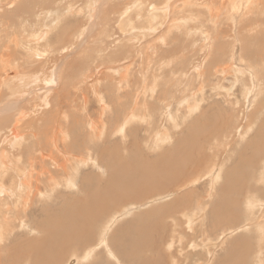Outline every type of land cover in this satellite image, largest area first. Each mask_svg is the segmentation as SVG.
<instances>
[{
	"label": "rangeland",
	"instance_id": "374dc122",
	"mask_svg": "<svg viewBox=\"0 0 264 264\" xmlns=\"http://www.w3.org/2000/svg\"><path fill=\"white\" fill-rule=\"evenodd\" d=\"M141 1L0 0V100L5 101L13 94L20 101L19 107L10 109L8 118L0 119V126L5 127L17 119L19 109L27 113L21 118L20 131L25 137L24 141L21 139L24 143L19 141L21 146L3 140L2 133L8 130L0 129V158L13 163L7 166L0 163V182L11 191L6 193L0 189L3 201L0 207L4 212H0V227H3L0 229V264H207L208 261V264H264V0H253V3L241 0L245 2L242 5L240 0H225L226 4L224 0H215L219 3L213 0ZM231 1L236 12L231 11ZM187 2H192V6ZM123 3H126L124 7ZM140 5L141 9L137 8ZM154 5L156 7L151 9ZM192 7L198 8L197 11L201 9V13L196 11L199 13L196 18L192 16L193 12L196 15ZM211 7L214 10L211 11ZM164 8H168V14L166 9L163 12ZM138 9L145 11L143 17ZM206 10L209 14L204 13ZM147 11L150 17L145 16ZM121 12L124 14L120 15ZM202 12L204 17L200 20ZM126 13L132 16L129 14L130 18L126 19ZM154 16L157 19L161 16V20ZM145 17H149V21H145ZM171 19L180 22V26ZM127 20L129 24L137 20L138 23H132L130 28L128 23L122 22ZM183 21L190 23L187 29ZM207 21L213 22L216 30L209 29L212 23L208 25ZM142 22L144 25L148 22L149 27L146 24V29ZM123 24L128 26L123 27L125 34L120 31ZM208 30L211 34H207ZM131 33L135 39L126 37ZM162 33L166 35L161 36ZM193 34L196 36H191ZM203 34L206 36L202 37ZM203 39L208 40V46ZM175 40L179 45L184 42L187 49ZM127 45L132 46L131 49ZM41 51L51 54L47 60L34 56ZM172 53H175L174 58ZM230 59L234 61L231 63ZM25 60L30 62L22 67ZM53 63L58 64L56 71L50 70ZM13 71L18 73L15 77ZM49 75L55 79L54 83L45 84ZM22 76L28 78L20 79ZM8 77L11 80L5 82ZM135 104L136 110L133 109ZM116 124L122 128L116 129L119 126ZM93 144L99 150L80 165L73 185L69 181L64 183L62 169L55 160H45L44 164L53 177L60 178L58 186L55 180L52 182L40 174L41 166L31 167L29 163V158L42 147L47 154L52 151L58 155L60 158L56 160L65 161L70 170L73 165L70 161L77 160L81 153L88 156ZM64 145L74 155L70 152L64 155ZM16 148L22 159L18 160L13 154L18 151ZM22 170L28 171L27 179L32 174L29 186L25 185L28 180L21 179ZM37 177L40 182L36 191L32 186ZM15 194L19 200L13 198ZM251 196L253 200H249ZM95 197L96 202L92 201ZM5 201L12 203L11 207ZM17 201L22 203V208L26 207L25 211ZM175 222L180 223L176 226ZM55 227L63 234L62 239L54 243L55 248L48 253L46 239L57 240Z\"/></svg>",
	"mask_w": 264,
	"mask_h": 264
},
{
	"label": "bare ground",
	"instance_id": "6f19581e",
	"mask_svg": "<svg viewBox=\"0 0 264 264\" xmlns=\"http://www.w3.org/2000/svg\"><path fill=\"white\" fill-rule=\"evenodd\" d=\"M9 1H10V0H9ZM50 1H51V0H50ZM140 1H141V0H140ZM152 1H153V0H152ZM169 1H171V0H169ZM191 1H192V0H191ZM219 1H220V0H219ZM221 1H223V0H221ZM240 1H241V0H240ZM249 1H250V0H249ZM43 2H44V1H43ZM59 2H60V1H59ZM105 2H106V1H105ZM133 2H134V1H133ZM147 2H148V0H147ZM147 2H146L147 5H151V4H148ZM149 2H150V1H149ZM163 2H165V1H163ZM172 2H173V1H172ZM180 2H181V1H180ZM213 2H218V1L213 0ZM223 2H224L225 4L227 3L225 0H224ZM242 2H243V1H241V5H242ZM251 2L253 3V0H251ZM36 3H37V2H36ZM56 3H57V2H56ZM127 3H128V2H127ZM141 3H142V5H143V2H142V1H141ZM155 3H156V2H155ZM168 3H169V2L167 1V4H168ZM188 3H189L190 5L192 4V2H191V3H190V2H187V4H188ZM210 3H212V2H210ZM218 3H219V2H218ZM244 3H245V2H243V4H244ZM10 4H11V3H10ZM66 4H67V3H66ZM124 4H126V3H123V7H124ZM131 4H132V3H131ZM153 4H154V3H153ZM158 4H159V3H158ZM162 4H163V3H162ZM162 4H160V5H162ZM184 4H186V3H184ZM187 4H186V5H187ZM212 4H213V3H212ZM229 4L231 5V4H232V1H231V3H229ZM235 4H236V3H234V5H235ZM7 5H8V4H7ZM133 5H134V4H133ZM142 5H140V7L138 6L137 8H140V9H141V6H142ZM163 5H165V4H163ZM209 5H210V4H209ZM230 5H229V6H230ZM239 5H240V4H239ZM246 5H247V4H246ZM254 5H255V4H254ZM23 6H24V5H23ZM62 6H63V5H62ZM62 6H61V7H62ZM128 6H130V5H128ZM171 6H172V5H171ZM182 6H183V5H182ZM191 6H192V5H191ZM219 6H220V5H219ZM222 6H223V5H222ZM225 6H228V5H225ZM225 6H224V9H223V10H225ZM231 6H232V10H231V11H233V12L235 11V12H236L237 9L235 8V6H234V7H233V5H231ZM243 6H245V5H243ZM243 6H242V7H243ZM36 7H37V6H36ZM132 7H133V6H132ZM147 7H148V6H147ZM153 7L155 8L156 5L152 6L151 9H154ZM174 7H175V5H174ZM174 7H173V8H174ZM185 7H187V6H185ZM236 7H238V9H239L238 4H237ZM257 7H260V6H257ZM67 8H68V7H67ZM126 8H127V5H126ZM135 8H136V7L134 6V9H135ZM157 8H159V7H157ZM162 8H163V7H162ZM171 8H172V7H171ZM183 8H184V7H183ZM192 8H193V7H192ZM192 8H187V9H192ZM216 8H217V6H216ZM247 8H248V6H247ZM247 8H246V10H247ZM24 9H25V8H24ZM60 9H61V8H60ZM118 9H120V8L118 7ZM118 9L116 8L115 10L117 11ZM131 9H132V8H130V10H131ZM140 9H138V10L142 13L143 10L141 11ZM142 9H143V8H142ZM151 9H150L149 11H152ZM165 9H166V8L162 9L163 12L165 11ZM177 9H178V8H177ZM177 9H176V10H177ZM193 9H194V10L196 9V10H195V14H196V11L198 10V8H195V7H194ZM199 9H200V8H199ZM203 9H204V8H203ZM212 9H213V7H211V11H212ZM218 9H219V7H218ZM220 9H222V8H220ZM226 9H229V7L226 8ZM230 9H231V8H230ZM240 9H241V7H240ZM242 9H243V8H242ZM249 9H250V8H249ZM259 9H260V8H259ZM28 10H29V9H28ZM64 10H65V9H64ZM67 10H68V9H67ZM124 10H125V9H124ZM136 10H137V9H136ZM155 10H156V12H158V11H157L158 9H155ZM159 10H161V9H159ZM162 10H161V11H162ZM167 10H168V8L166 9V11H167ZM171 10H172V9H171ZM204 10H205V9H204ZM213 10H214V9H213ZM215 10H216V9H215ZM246 10H245V11H246ZM52 11H53V10H52ZM118 11H119V10H118ZM125 11H126V10H125ZM132 11H133V13H134V10H132ZM153 11H154V10H153ZM153 11H152V14H156V15H157V13H155V12L153 13ZM172 11H173V10H172ZM207 11H208V10H206L204 13H205V14H206V13L209 14V13H208L209 11H208V12H207ZM225 11H226V10H225ZM240 11H241V10H240ZM136 12H137V11H135V14H139V13H136ZM144 12H145V11H144ZM144 12H143V13H144ZM159 12H160V11H159ZM173 12H174V11H173ZM197 12L201 13V9H200L199 11H197ZM226 12H227V11H226ZM32 13H33V12H32ZM143 13H142V15H141L142 17H143ZM165 13H166V12H165ZM170 13H171V12H170ZM199 13H197V14L199 15ZM238 13H239V12H238ZM121 14H122V12L120 13V15H121ZM123 14H124V12H123ZM123 14H122V15H123ZM129 14H131V13H128V15H127V13H126V15H125L124 17H125L126 19H129L130 16H132V14H131L130 16H129ZM144 14H145V13H144ZM149 14H150V12L148 13V11H147V14H146L145 16H147V15L149 16ZM158 14H160V13H158ZM163 14H164V13H162V15H163ZM166 14H168V11H167ZM172 14H173V13H172ZM175 14H176V13H175ZM191 14H192V13H191ZM191 14H190V17L195 16V18H196V16H198L197 14L194 15V12H193V15H192V16H191ZM202 14H203V12H202ZM211 14H212V12H211ZM211 14H210V16H211ZM213 14H214V12H213ZM213 14H212V15H213ZM236 14H237V13H236ZM242 14H243V13H242ZM242 14H241V15H242ZM262 14H263V13H262ZM262 14H261V15H262ZM162 15H161V16H162ZM164 15H165V14H164ZM176 15H177V14H176ZM220 15H221V13H220ZM222 15H223V14H222ZM222 15H221V16H222ZM238 15H240V14H238ZM243 15H244V14H243ZM248 15H249V14H248ZM252 15H253V14H252ZM252 15H251V16H252ZM128 16H129V18H127ZM141 16H140V17H141ZM150 16H151V15H150ZM150 16H149V17H150ZM158 16H159V15H158ZM161 16H160V18H161ZM171 16H172V15H171ZM177 16H178V15H177ZM181 16H182V15H181ZM188 16H189V15H188ZM188 16H187V17H188ZM142 17H141V18H142ZM149 17H148V18H149ZM154 17H156V19H157V16H154ZM185 17H186V15H185ZM187 17H186V18H187ZM190 17H189L188 19H191ZM201 17L203 18V17H204V14H203V16L200 15V17H198V18L201 20ZM215 17H216V16H215ZM218 17H219V16H218ZM218 17H216V18H218ZM223 17H224V15H223ZM223 17H221V18L223 19ZM225 17H226V16H225ZM232 17H233V15H232ZM239 17H240V16H239ZM243 17H244V16H243ZM252 17H253V16H252ZM120 18H121V16H120ZM125 18H123V20H124ZM133 18H135V17H133ZM148 18L146 19V17H145L144 20L147 21ZM160 18L157 19V20L160 21V20H161ZM162 18H165V17H162ZM182 18H183V17H182ZM206 18H208V17H206ZM212 18H213V19H212V21H213L215 18H214V17H212ZM221 18H219V19H221ZM244 18H245V17H244ZM244 18H243V19H244ZM104 19H106V18H104ZM114 19H115V18H114ZM121 19H122V18H121ZM131 19H132V17H131ZM135 19H136V18H135ZM137 19H140V18H137ZM154 19H155V18H154ZM178 19H179V18H178ZM178 19H177V20H178ZM180 19H181V18H180ZM183 19H184V18H183ZM235 19H236V17H235ZM241 19H242V18H241ZM245 19H246V18H245ZM116 20H117V19H116ZM116 20H115V21H116ZM118 20H119V19H118ZM171 20H173V19H171ZM171 20H170V21H171ZM174 20H175V19H174ZM174 20H173L172 22H174ZM200 20H198V21L200 22ZM203 20H204V19H203ZM203 20H202L201 24H203ZM206 20H207V19H206ZM233 20H234V19H233ZM238 20H240V19H238ZM120 21H121V20H120ZM120 21H119V23H120ZM129 21H132V20H129ZM137 21H138V20H137ZM137 21H134V22L132 21V23H136ZM148 21H149V20H148ZM150 21H152L151 18H150ZM155 21H156V20H155ZM163 21H164V20H163ZM166 21H167V20H166ZM166 21H165V22H166ZM196 21H197V20H196ZM204 21H205V20H204ZM215 21H216V20H215ZM220 21H221V20H220ZM229 21H231V19H230ZM240 21H241V20H240ZM244 21H245V20H244ZM34 22H35V21H34ZM105 22H106V21H105ZM108 22H109V21H108ZM117 22H118V21H117ZM122 22H123V23L125 22V24H126V23H128V20H127V22H126V21H122ZM175 22H176V21H175ZM175 22H174V23H175ZM186 22H187V21H186ZM189 22H190V21H189ZM193 22H194V21H193ZM193 22H191L192 25H193ZM207 22H208V21H207ZM207 22H206V23H207ZM213 22H214V21H213ZM213 22L209 21V22L207 23L208 25H210L209 23H212V27L210 26L209 29L213 28V25H214ZM223 22H225V21H223ZM132 23H131V24H132ZM137 23H138V22H137ZM150 23H153V21L150 22ZM156 23H157V22H154L155 26H156ZM161 23H162V22H161ZM169 23H170V22H169ZM174 23H172V24H174ZM176 23H177V22H176ZM179 23H180V22H178L176 25H178ZM182 23L185 24V28H186V29H187L186 26H188V24H190V23H188V22H187V23H184V21H183ZM182 23H181V25H182ZM194 23H195V22H194ZM204 23H205V22H204ZM206 23H205V25H207ZM216 23H217V22H216ZM218 23H219V22H218ZM218 23H217V25H220V24H221V23H219V24H218ZM238 23H239V22H238ZM131 24L128 23L129 27H130ZM139 24H140V22H139ZM142 24L144 25V22H142ZM142 24H141V25H142ZM146 24H147V26H148L149 23L146 22ZM146 24L144 25L145 27H146ZM154 24H153V25H154ZM186 24H187V25H186ZM92 25H93V24H92ZM143 25H142V27H143ZM176 25H175V26H176ZM205 25H202V26H205ZM235 25H237V23H236ZM119 26H120V25H118V27H119ZM124 26H126V28L128 27L127 25H124V24H123V25H121V27H120V28H121L120 31H122L123 29L126 30V28H123ZM131 26H132V25H131ZM137 26H138V25H137ZM137 26H136V27H137ZM139 26H140V25H139ZM139 26H138V28H139ZM151 26H152V24H151ZM151 26H150V28L153 27V26H152V27H151ZM157 26H158V25H157ZM161 26H162V24H161ZM161 26L159 25L158 27L160 28ZM170 26H171V24H170ZM172 26H173V25H172ZM178 26H180V24H179ZM189 26H190V25H189ZM199 26H200V25H198L197 28H199ZM202 26H201V27H202ZM245 26H246V25H245ZM132 27H133V26H132ZM132 27H130V28H132ZM145 27H144V30H145ZM148 27H149V26H148ZM176 27H177V26H176ZM208 27H209V26H208ZM208 27H206V29H204V31H206ZM214 27H215V26H214ZM217 27H218V26H217ZM248 27H249V26H248ZM250 27H251V26H250ZM49 28H50V27H49ZM111 28H112V27H111ZM154 28H155V27H154ZM182 28H184L183 25H182ZM197 28L194 26V29H196V31L198 30ZM203 28H204V27H203ZM219 28H220V27H219ZM219 28H218V29H219ZM244 28H247V27H244ZM117 29H118V28H117ZM146 29H147V27H146ZM155 29H157V28H155ZM175 29H178V28H175ZM179 29H180V28H179ZM192 29H193V28H192ZM250 29H251V28H250ZM254 29H255V28H254ZM118 30H119V29H118ZM129 30H130V29H129ZM137 30H138V29H137ZM148 30H149V28H148ZM172 30H173V29H172ZM188 30H189V28H188ZM190 30H191V29H190ZM190 30H189L188 32H190ZM213 30H216V29L213 28ZM244 30H245V29H244ZM107 31H108V30H107ZM167 31H168V30H167ZM167 31H166V33H167ZM178 31H179V30H178ZM198 31H200V30H198ZM219 31H221V29H220ZM242 31H243V30H242ZM249 31H250V30H249ZM104 32H105V31H104ZM129 32H130V31H129ZM129 32H128V33H129ZM138 32H139V31H138ZM141 32H142V31H141ZM150 32H151V31H150ZM150 32H149V34H150ZM153 32H154V31H153ZM170 32H171V30H170ZM191 32H192V31H191ZM200 32H201V31H200ZM206 32H207V31H206ZM211 32H212V31H211ZM211 32H210V30H208V33H207V34H211ZM213 32H214V31H213ZM253 32H254V30H253ZM253 32H252V33H253ZM122 33L125 34L124 30H123ZM133 33H134V31H133ZM147 33H148V31H147ZM156 33H157V32H156ZM201 33H203V32H201ZM201 33H200V34H201ZM215 33H217V32H215ZM215 33H213V35H214ZM218 33H219V32H218ZM39 34H40V30H39ZM43 34H44V33H43ZM45 34H46V33H45ZM56 34H57V33H56ZM114 34H115V31H114ZM139 34H140V32L138 33V35H139ZM142 34L144 35L143 32H142ZM145 34H146V33H145ZM163 34H164V33H162L161 36H163ZM182 34H183V32L181 33V36H182ZM185 34H186V33H185ZM187 34H188V33H187ZM187 34H186V35H187ZM190 34H192V33H190ZM204 34H206V33H204ZM204 34H203L202 37H205V36L207 35V34H206V35H204ZM253 34H254V33H253ZM256 34H257V33H256ZM41 35H42V34H41ZM46 35H47V34H46ZM78 35H79V34H78ZM80 35H81V34H80ZM126 35H128L127 32H126ZM164 35H166V34H164ZM176 35H177V38H178V37H179L178 34H176ZM186 35H185V36H186ZM194 35H195V34H193V35H191V36H194ZM196 35H198V34L196 33ZM196 35H195V36H196ZM219 35H220V33L218 34V36H219ZM47 36H48V35H47ZM47 36H46V38H47ZM55 36H56V35H55ZM104 36H105V35H104ZM104 36H103V37H104ZM108 36H109V35H108ZM119 36H120V34H119ZM130 36H132V33H131L129 36H126V37L128 38V37H130ZM134 36H135V35H134ZM134 36H132V37H134ZM139 36H141V35H139ZM154 36H155V35H154ZM181 36H180V37H181ZM198 36H199V35H198ZM210 36H211V35H210ZM215 36H217V35H215ZM218 36H217V38H218ZM32 37H33V36H32ZM103 37H102V38H103ZM145 37H146V36H145ZM189 37H190V35L188 36V39H189ZM200 37H201V35H200ZM202 37H201V38H202ZM207 37H209V35H207ZM212 37H213V36H212ZM212 37H211V39H212ZM221 37H222V35H221ZM221 37H220V40H221ZM237 37H238V36H237ZM46 38H45V39H46ZM57 38H58V37H57ZM60 38H62V35H61V34H60ZM127 38H126V39H127ZM164 38H165V37H164ZM167 38H168V37H167ZM169 38H170V37H169ZM184 38H185V37H184V35H183V38H182V39H184ZM194 38H195V37H194ZM58 39H59V38H58ZM62 39H63V38H62ZM114 39H115V38H114ZM126 39H125V40H126ZM130 39H131V37H130ZM134 39H135V37H134ZM134 39H133V40H134ZM137 39H138V38H137ZM137 39H136V40H137ZM158 39H159V38H158ZM182 39H181V40H182ZM188 39H187V40H188ZM190 39H191V37H190ZM198 39H199V38H198ZM205 39H206V38H205ZM205 39H203V40H205ZM211 39H210V40H211ZM214 39H215V38H214ZM214 39H213V41H214ZM222 39H223V37H222ZM259 39H260V38H259ZM43 40H44V39H43ZM60 40H61V39H60ZM103 40H104V39H103ZM131 40H132V39H131ZM153 40H154V39H153ZM177 40H178V39H177ZM177 40H175V42L178 43V45H179V41L177 42ZM184 40H185V39H184ZM187 40H186V42H187ZM196 40H197V39H196ZM196 40H195V41H196ZM203 40H202V41H203ZM215 40H216V39H215ZM56 41H57V40L55 39V42H56ZM106 41L109 42L108 40H106ZM113 41H114V40H113ZM116 41H117V40H116ZM149 41H150V43H151V40H149ZM158 41H159V40H158ZM165 41H166V40H165ZM172 41H173V40H172ZM189 41H190V40H189ZM189 41H188V43L191 44V42H189ZM198 41H199V40H198ZM198 41H197V42H198ZM207 41H208V40H205L204 43L207 44ZM251 41H253V40L251 39ZM258 41H259V40H258ZM40 42H41V41H40ZM107 42H106V44H107ZM134 42H135V41H134ZM166 42H167V41H166ZM166 42H165V43H166ZM209 42H210V41H209ZM37 43H38V42H37ZM37 43H36V44H37ZM73 43H74V42H73ZM100 43H101V42H100ZM102 43H103V42H102ZM102 43H101V45H102ZM121 43H123V42H121ZM129 43H130V42H129ZM137 43H138V42H136V45H138ZM159 43H160V41H159ZM172 43H173V42H172ZM183 43H184V42H183ZM183 43H181L180 45H182ZM192 43H193V42H192ZM204 43H203V44H204ZM38 44H39V43H38ZM54 44H55V43H54ZM110 44H111V43H110ZM119 44H120V41H119ZM119 44H118V45H119ZM130 44H131V43H130ZM130 44H129V45H130ZM147 44H148V43H147ZM151 44H153V43H151ZM151 44H150V45H151ZM155 44H156V43H155ZM160 44H161V43H160ZM166 44H167V43H166ZM185 44H186V43H185ZM203 44H202V45H203ZM108 45H109V44H108ZM114 45H116V44H114ZM114 45H113V46H114ZM118 45H117V46H118ZM158 45H159V44H158ZM164 45H165V44H164ZM180 45H179V46H180ZM183 45H184V44H183ZM195 45H196V43H195ZM197 45H198V44H197ZM249 45H250V44H249ZM253 45H254V44H253ZM104 46H105V45H104ZM106 46H107V45H106ZM127 46H128V45H127ZM145 46H147V45H145ZM171 46H172V44H171ZM199 46H200V45H199ZM207 46H208V44H207ZM207 46H206V47H207ZM6 47H7V46H6ZM93 47H94V46H93ZM98 47H99V45H98ZM118 47H119V46H118ZM125 47H126V46H125ZM128 47L131 49L132 46H128ZM134 47H135V46H134ZM134 47H133V48H134ZM141 47H142V46H141ZM149 47H151V46H149ZM172 47H173V46H172ZM175 47H177V45H176ZM184 47L186 48V45H184ZM193 47H195V46H193ZM201 47H203V46H201ZM217 47H219V46H217ZM95 48H96V47H95ZM107 48H108V47H107ZM122 48H123V47H122ZM167 48H168V47H167ZM169 48H170V47H169ZM181 48H183V47L181 46ZM198 48L200 49V47H197V49H198ZM211 48H212V47H211ZM130 49H129V50H130ZM165 49H166V48H165ZM172 49H175V48L173 47ZM172 49H171V51H172ZM186 49H187V48H186ZM189 49H190V47H189ZM218 49H219V48H218ZM29 50H30V49H29ZM29 50H27V51H29ZM45 50H46V49H45ZM48 50H49V49H48ZM48 50H47V51H48ZM108 50H109V48H108ZM169 50H170V49H167L168 52H171V51H169ZM183 50H185V49H183ZM192 50H193V49H192ZM232 50H233V49H232ZM43 51H44V50H43ZM99 51H101V49H100ZM103 51H105V50H103ZM123 51H124V50H123ZM167 51H166V52H167ZM188 51H189V50H188ZM195 51H196V50H195ZM219 51H220V49H219ZM30 52H31V51H30ZM32 52H34V51H32ZM44 52H45V51H44ZM50 52L52 53L51 50H50ZM105 52H106V51H105ZM111 52H112V51H111ZM111 52H110V53H111ZM166 52H164V53H166ZM168 52H167V53H168ZM225 52H226V51H225ZM233 52H234V51H233ZM47 53H48V52L43 53V52L41 51V52H37V53H35L34 56L36 55V57H38L39 59L47 60L48 57H49V55H51L50 53H49V54H47ZM106 53H107V52H106ZM112 53H114V52H112ZM182 53H183V52H182ZM220 53H221V52H220ZM172 54H173V53H172ZM174 54H175V53H174ZM174 54H173V58H174ZM233 54H234V53H233ZM24 55L26 56V54H24ZM24 55H23V56H24ZM110 55H111V54H110ZM119 55H120V54H119ZM155 55H156V54H155ZM176 55H177V54H176ZM179 55L182 56V54H179ZM225 55H227V54H225ZM253 55H254V54H253ZM107 56H108V55H107ZM143 56H144V55H143ZM162 56H163V55H160V58H163ZM166 56H167V55H166ZM180 56H179V59L182 60V58H180ZM232 56H233V55H232ZM0 57H1V55H0ZM141 57H142V56H141ZM144 57H145V56H144ZM152 57H153V56H152ZM168 57H169V56H168ZM183 57H184V56H183ZM10 58H11V56H10ZM10 58H9V56H8V59H10ZM15 58H16V57H15ZM24 58H25V57H24ZM28 58H29V57H28ZM31 58H32V57H31ZM104 58H105V57H104ZM113 58H114V57H113ZM113 58H112V59H113ZM125 58H126V57H125ZM129 58H130V57H129ZM146 58H147V57H146ZM185 58H186V57H185ZM221 58H222V57H221ZM228 58H229V57H228ZM12 59H13V58H12ZM101 59H102V58H101ZM112 59H110V61H111ZM115 59H116V58H115ZM186 59H187V58H186ZM236 59H239V58H237V55H236ZM2 60H3V59H2ZM10 60H11V59H10ZM10 60H9V61H10ZM113 60H114V59H113ZM123 60H124V59H123ZM144 60H145V59H144ZM144 60H143V61H144ZM160 60H161V59H160ZM167 60H168V59H167ZM167 60H165V61H167ZM176 60H177V58H176ZM180 60H179V61H180ZM184 60H185V59L183 58V62H185ZM219 60H221V59H219ZM0 61H1V60H0ZM14 61H15V60H14ZM32 61H33V60H32ZM55 61H56V58H55ZM105 61H106V60H105ZM110 61H109V62H110ZM124 61L126 62V60H124ZM127 61H128V60H127ZM174 61H175V60H173V62H174ZM229 61H231V59H230ZM233 61H234V59H232L231 63H232ZM4 62H5V61H4ZM12 62H13V61H12ZM16 62H18V61H16ZM20 62H21V60H20ZM27 62L29 63L30 60H25V61L23 62V64L21 63V64H22V67H24V66L26 65ZM120 62H121V61H120ZM167 62H168V61H167ZM169 62H170V60H169ZM175 62H176V61H175ZM183 62H182V65H183ZM220 62H221V61H220ZM222 62H223V61H222ZM243 62H244V60H243ZM14 63H15V62H14ZM114 63H115V62H114ZM129 63H130V62H129ZM186 63H187V62H186ZM246 63H247V62H246ZM3 64H4V63H3ZM3 64H2V66H4ZM53 64H54V63H53ZM148 64H149V63H148ZM157 64H158V63H157ZM163 64H164V63H163ZM177 64H178V63H177ZM216 64H217V63H216ZM216 64H215V65H216ZM247 64H248V63H247ZM11 65H13V64H11ZM57 65H58L57 63L54 64V66L52 65V68H51L50 70H54V71H56L55 69H57V68H56ZM110 65H111V64H110ZM161 65H162V61H161ZM161 65H158V66H161ZM170 65H172V63H171ZM170 65H169V66H170ZM178 65H179V64H178ZM178 65H176V66L178 67ZM20 66H21V65L19 64L18 67H20ZM180 66H181V64H180ZM185 66H186V65H185ZM219 66H221V65H219ZM219 66H217V68H218ZM228 66H229V65H228ZM25 67H27V66H25ZM108 67H109V66H108ZM131 67H132V66H131ZM163 67H165V65H164ZM177 67L174 66L175 69H176ZM182 67H184V66H182ZM229 67H230V66H229ZM1 68L3 69V67H1ZM12 68H13V67H12ZM14 68H15V66H14ZM109 68H110V67H109ZM115 68H116V66H115ZM128 68H129V67H128ZM161 68H162V66H161ZM165 68H166V67H165ZM170 68H171V67H170ZM196 68H197V67H196ZM205 68H206V67H205ZM6 69H7V67H6ZM18 69H19V68H18ZM103 69H104V68H103ZM193 69H194V68H193ZM198 69H199V67H198ZM221 69H223V68L221 67ZM224 69H225V70H223V72L226 71V68H224ZM227 69H228V68H227ZM232 69H234V68H232ZM7 70H8V69H7ZM12 70H13V69H12ZM147 70H148V69H147ZM177 70H178V69H177ZM216 70H217V69H216ZM216 70H214V71H216ZM229 70H230V69H229ZM229 70H228V71H229ZM125 71H126V70H125ZM140 71H141V70H140ZM165 71H166V70H165ZM165 71H164V72H165ZM178 71H179V70H178ZM180 71H181V69H180ZM182 71H183V70H182ZM198 71H199V70H198ZM198 71H197V72H198ZM209 71H210V70H209ZM217 71H218V70H217ZM220 71H221V70H220ZM220 71H219V72H220ZM233 71H234V70H233ZM0 72H1V71H0ZM49 72H50V71H49ZM51 72H52V71H51ZM51 72H50V73H51ZM110 72H111V71H110ZM114 72H115V70H114ZM145 72H146V71H145ZM211 72H212V71H211ZM221 72H222V71H221ZM223 72H222V73H223ZM249 72H251V71H249ZM3 73H4V72H2V74H3ZM8 73H9V72H8ZM8 73H7V74H8ZM52 73H53V72H52ZM120 73H121V72H120ZM124 73H125V72H124ZM216 73H217V72H216ZM227 73H228V72H227ZM12 74H13L12 76L15 77L18 73L15 72V71H13ZM126 74H127V73H126ZM142 74H143V73H142ZM204 74H205V73H204ZM224 74H225V73H224ZM236 74H238V73H236ZM3 75H4V74H3ZM5 75H6V74H5ZM47 75H48V74H47ZM127 75L129 76V74H127ZM127 75H126V76H127ZM1 76H2V75H1ZM9 76H10V73H9ZM32 76H33V75H32ZM32 76H31V77H32ZM34 76H35V75H34ZM51 76H52V75H49V77H46V76H45V77H46V79L44 78V79H45V80H44V83H45V84L52 83V82L54 83V80H55V79H54V78H51ZM128 76H127V77H128ZM145 76H146V75H145ZM198 76H199V75H198ZM35 77H36V76H35ZM53 77H54V76H53ZM140 77H141V79H143V78H142V75H141ZM140 77H139V78H140ZM199 77H200V76H199ZM4 78H5V77H4ZM27 78H28V76H22V77H20V79H27ZM60 78H61V77H60ZM139 78H138V79H139ZM8 79H9V80H5V82H6V81H7V82L10 81V80H11V77H10V78L8 77ZM36 79H37V78H36ZM121 79H123V78L121 77ZM141 79H140V80H141ZM200 79H201V78H200ZM33 80H35V79H33ZM123 80H124V79H123ZM125 80H126V78H125ZM135 81H136V80H135ZM137 81H138V80H137ZM2 82H3V80H2ZM127 82H128V81H127ZM144 82H145V79H144ZM154 82H155V80H154ZM154 82H153V83H154ZM138 83H139V82H138ZM156 83H157V82H156ZM4 84H6V83H4ZM4 84L2 83V85H4ZM129 84H131V83H129ZM135 84H136V83H135ZM143 84H144V83H143ZM143 84H142V85H143ZM151 85H152V84H151ZM103 86H104V85H103ZM117 86H118V85H117ZM117 86H115V87H117ZM121 86H122V85H121ZM127 86H128V84H127ZM131 86H132V85H131ZM1 87H2V86H1ZM48 87H49V86H48ZM119 87H120V86H119ZM124 87H125V86H124ZM133 87H134V86H133ZM143 87H145V86H143ZM148 87H149V86H148ZM141 88H142V87H141ZM150 88H151V87H150ZM146 89H147L146 91H148L149 88H146ZM77 90H78V89H77ZM117 90H118V87H117ZM139 90H140V88H139ZM139 90H138V92H139ZM141 90H142V89H141ZM143 90H144V88H143ZM0 91H2V88L0 89ZM40 91H41V90H40ZM47 91H48V90H47ZM96 91H97V90H96ZM118 91H119V90H118ZM130 91H131V90H130ZM146 91H145V92H146ZM149 91H150V90H149ZM157 91H158V89H157ZM143 92H144V91H143ZM28 93H29V92H28ZM57 93H58V92H57ZM80 93H81V92H80ZM132 93H133V92H132ZM139 93H140V92H139ZM147 93H149V92H147ZM113 94H114V93H113ZM141 94H142V93H141ZM150 94H152V93H150ZM156 94H157V93H156ZM57 95H58V94H57ZM109 95H110V94H109ZM137 95H138V93H137ZM161 95H162V94H161ZM58 96H59V95H58ZM144 96H145V95H144ZM151 96H152V95H151ZM153 96H155V95H153ZM9 97H11V98H9ZM22 97H23V96H22ZM41 97H42V96H41ZM101 97H102V96H101ZM139 97H140V95H139ZM159 97H160V95H159ZM21 99H22V98H21ZM110 99H111V98H110ZM136 99H137V96H136ZM136 99H135V100H136ZM144 99H145V98H144ZM194 99H195V98H194ZM68 100H69V99H68ZM71 100H72V99H71ZM65 101H66V100H65ZM100 101H101V100H100ZM120 101H121V100H120ZM137 101H138V99H137ZM204 101H205V100H204ZM19 102H20V101H19L17 98H15V95H13V94L9 95L8 98L5 99V101H4V99H1V100H0V114H3V115H2V117L0 116V117H1L0 119L3 121V120H5L6 118H8V116H9V115H8V114H9L8 112H10V109H12V108H14V107H16V108L19 107V105H20V104H18ZM60 102H61V101H60ZM186 102H187V101H186ZM194 102H196V101H194ZM99 103H100V102H99ZM125 103H126V102H125ZM144 103H145V101H144ZM144 103H143V104H144ZM63 104H64V102H63ZM88 104H89V103H88ZM105 104H106V103H105ZM123 104H124V102H123ZM131 104H132V103H131ZM145 104H146V103H145ZM194 104H195V103H194ZM194 104H193V105H194ZM197 104H198V102H197ZM103 105H104V104H103ZM106 105H107V104H106ZM108 105H109V104H108ZM188 105H189V104H188ZM188 105H187V106H188ZM117 106H118V105H117ZM124 106H126V105H123V107H124ZM142 106H143V105H142ZM145 106H146V105H145ZM189 106H190V105H189ZM196 106H197V105H196ZM104 107H105V106H104ZM106 107H107V106H106ZM108 107H109V106H108ZM126 107H127V106H126ZM135 107H136V104H135V106H134V108H133L134 110H136ZM143 107H144V106H143ZM193 107H194V106H192V108H193ZM233 107H234V106H233ZM57 108H58V107H57ZM61 108H62V107H61ZM63 108H64V107H63ZM116 108H117V107H116ZM137 108H138V107H137ZM197 108H199V107H197ZM109 109H110V107H109ZM122 109H123V108H122ZM140 109H141V108H140ZM189 109H190V107H189ZM125 110H128V109H125ZM131 110H132V109H131ZM131 110H130V111H131ZM134 110H133V111H134ZM137 110H138V109H137ZM192 110H193V109H192ZM233 110H234V109H233ZM65 111H66V110H65ZM128 111H129V110H128ZM187 111H189V110L187 109ZM190 111H191V109H190ZM190 111H189V112H190ZM104 112H105V110H104ZM125 112H126V111H125ZM134 112H135V114H136V111H134ZM137 112H138V111H137ZM234 112H235V111H234ZM25 113H26V111H25L24 109H23V110H20V109H19L18 112H17V115H18V118H17V119H15V120H13V121H10L5 127H1V126H0V129H2V130H8V131H5V132L2 133V137H4L3 140H9V144H10V145H12V144L14 143V144H16L17 146H21V145H20V143L22 142L21 139L25 138L24 135H23V134L21 133V131H20V129H21V125H22V124H21V121H22L21 118H22V115L25 114ZM101 113H102V112H101ZM128 113H129V112H128ZM132 113H133V112H132ZM4 114H6V115H4ZM26 114H27V113H26ZM26 114H25V115H26ZM59 114H60V113H59ZM124 114H125V113H124ZM137 114H138V113H137ZM185 114H186V113H185ZM100 115H101V114H100ZM122 115H123V114H122ZM125 115H127V114H125ZM125 115H124V116H125ZM128 115H129L128 118H130V114H128ZM131 115H133V114H131ZM55 117H56V116H55ZM100 117H101V116H100ZM126 117H127V116H126ZM131 117H132V116H131ZM128 118H125V119L127 120ZM56 119H57V118H56ZM117 119H118V118H117ZM182 119H183V118H182ZM134 120H136V119H134ZM56 121H57V120H56ZM92 121H94V120H92ZM120 121H121V119H120ZM176 121H177V120H176ZM59 122H60V121H59ZM62 122H63V121H62ZM64 122H65V121H64ZM95 122H97V121H95ZM117 122H118V121H117ZM121 122H122V121H121ZM124 122H125V121H124ZM173 122H174V121H173ZM10 123H11V124H10ZM12 123H13V124H12ZM27 123H28V122H27ZM98 123H100V122L98 121ZM126 124H127V123H126ZM94 125H95V124H93V126H94ZM103 125H105V124H103ZM116 125H117V124H116ZM118 125H119V124H118ZM118 125H117V126H118ZM91 126H92V125H91ZM98 126H99V125H97V127H98ZM55 127H56V126H55ZM104 127H105V126H104ZM104 127H103V129H104L103 131H105V129H106V128H104ZM117 128H118V130H119L120 128H122V126L119 125L118 127H116V129H117ZM128 128H129V127H128ZM95 129H96V128H95ZM99 129H100V128H99ZM124 129H125V128H124ZM126 129H127V128H126ZM22 130H23V129H22ZM92 130H93V129H92ZM100 130H101V129H100ZM118 130H115V129H114V131H118ZM29 131H30V130H29ZM57 131H58V130H57ZM88 131H89V129H88ZM94 131H95L96 135H99V133H97L96 130H94ZM224 131H225V130H224ZM99 132H100V131H99ZM118 132H119V131H118ZM55 133H56V131H55ZM55 133H54V134H55ZM91 133H92V132H91ZM91 133H90V134H91ZM95 133H94V135H95ZM28 135H29V134H28ZM91 135H93V134H91ZM106 135H107V134H106ZM26 136H27V135H26ZM88 136H89V135H88ZM164 136H166V133H165ZM167 136H168V134H167ZM217 136H218V135H217ZM52 137H53V136H52ZM89 137H90V136H89ZM91 137H92V136H91ZM95 137H96V136H95ZM100 137H101V135H100ZM30 138H31V137H30ZM96 138H98V136H97ZM27 139H28V138H27ZM87 139H88V137H87ZM101 139H103V138H101ZM105 139H106V138H105ZM167 139H169V138H167ZM28 140H29V139H28ZM38 140H39V138H38ZM156 140H157V139H156ZM164 140H165V139H163V143H164ZM19 141H20V143H19ZM23 141H24V139H23ZM34 141H35V140H34ZM61 141H62V140H61ZM93 141H94V139H93ZM93 141H91V142H93ZM101 141H102V140H101ZM170 141H171V140H170ZM27 142H28V141H27ZM27 142H26V144H27ZM30 142H31V141H30ZM81 142H83V140H82ZM165 142H166V141H165ZM22 143H24V142H22ZM31 143H32V142H31ZM31 143H30V144H31ZM74 143H75V142H74ZM77 143H78V142H77ZM77 143H76V144H77ZM26 144H25V145H26ZM70 144H71V143H70ZM76 144H75V145H76ZM87 144H88V143H87ZM89 144H90V142H89ZM34 145H36V143H35ZM38 145H39V144H38ZM65 145H67V144H65ZM65 145H64V147H65ZM79 145H80V143H79ZM93 145H94V144H93ZM41 146H42V145H41ZM57 146H58V145H57ZM57 146H56V147H57ZM67 146H68V145H67ZM76 146H78V145H76ZM81 146H82V145H81ZM88 146H89V145H88ZM26 147H27V146H26ZM28 147H29V146H28ZM31 147H32V146H31ZM36 147H37V146H36ZM36 147H35V148H36ZM46 147H47V146H46ZM74 147H75V146H74ZM20 148H21V147H19L18 149L20 150ZM35 148H34V149H35ZM47 148H48V147H47ZM65 148H66V149H65ZM65 148H64V150L62 149V151L64 152V155L67 156V155H68V152H70L71 154H73V151H69V150H68L69 147H68V149H67V147H65ZM78 148H79V146H78ZM78 148H77V149H78ZM16 149H17V148H16ZM18 149H17V150H18ZM31 149H32V148H31ZM58 149H59V148H58ZM72 149H74V148H72ZM80 149H82V148H80ZM83 149H84V148H83ZM17 150H16V151H17ZM19 150H18L16 153H13V154L15 155V157H16L18 160L21 158V152H20L21 150H20V151H19ZM24 150H26L25 147H24ZM32 150H33V149H32ZM98 150H99V149H97V146L94 145V147H92V148L89 149L90 152H89L88 156H85L84 154H82V153L80 152L81 154L79 153L80 155L78 156L77 160H75L74 162H73V160L70 161V163L73 164L72 167L70 166V167H71L70 170H69V167H68V165L66 164L65 161H63V162L60 163L58 160H56V158H60L58 155H54V153H52V151H51V153H48V154H47L46 152H44V151L42 150V147H40V150H36V151H35V156H34V157L29 158V163H31V167H33V166H37V167L41 166L40 174H41L42 176L48 177L49 180H51L52 182H54V180H55V181H56V186H58V181H59L60 178H55V177H53V175H52V174H53L52 171L49 169V167H47V166L44 164L45 160H49V159L55 160V161L58 163V167H60V168L62 169V172H63V176H62V177L64 178V183H65L66 181H69L70 184L73 185V183L76 181V175L79 173L80 165H81L83 162L87 163V160H89V159L91 158V156H92L96 151H98ZM259 150H260V149H259ZM62 151H61V153H62ZM83 151H85V150H83ZM57 152H58V151H57ZM57 152H56V153H57ZM256 152H258V151H256ZM75 153H76V152H75ZM91 154H92V155H91ZM126 154H127V153H126ZM262 154H263V153H262ZM73 155H74V154H73ZM169 155H170V154H169ZM256 155H257V153H256ZM259 155H260V154H259ZM263 155H264V154H263ZM170 156H171V155H170ZM254 156H255V155H254ZM69 157H70V156H69ZM21 159H22V158H21ZM93 159H94V157H93ZM148 159H149V158H148ZM180 159H181V158H180ZM251 160H252V159H251ZM180 161H182V160H180ZM97 162L99 163L100 161H97ZM108 162H109V161H108ZM155 162H156V161H155ZM260 162H261V161H260ZM262 162H263V161H262ZM0 163H2L3 166H7V165H10V164H11V165L13 164L12 162H10V164H9L8 160H6V159H4V158H0ZM85 163H84V164H85ZM89 163H90V162H89ZM98 163H97V164H98ZM100 163H101V162H100ZM259 164H260V163H259ZM149 165H150V164H149ZM82 166H83V165H82ZM95 166H96V165H95ZM112 166H113V165H112ZM7 168H8V167H7ZM251 168H253V167H250V169H251ZM24 169H27V167H24ZM133 169H135V168H133ZM151 169H152V168H151ZM151 169H150V170H151ZM253 169H254V168H253ZM253 169H252V170H253ZM30 170H32V169H30ZM145 170H146V169H145ZM150 170L148 171L149 173H150ZM184 170H185V169H184ZM263 170H264V168H263ZM263 170H262V171H263ZM146 171H147V170H146ZM151 171L153 172V170H151ZM21 172H22V174H20V176H22L21 179L23 178V180H28V179L30 178V176L32 175V174H29L28 179H27V177H26V173H28V171H26V173H25V172L22 170V171H20V173H21ZM262 174H264V173H262ZM94 175H95V174H94ZM260 175H261V173H260ZM54 176H55V175H54ZM84 176H85V175H84ZM147 176H148V174H147ZM215 176H216V175H215ZM218 176H219V175H218ZM141 177H142V176H141ZM145 177H146V176H145ZM16 178H17V177H16ZM171 178H172V177H171ZM188 178H189V177H188ZM138 179H139V178H138ZM138 179H137V180H138ZM34 180H35V181H33L34 184H33L32 187H34L35 190L37 191V189H38V187H39V186H38V181L40 182L39 177L35 178ZM41 180H42V179H41ZM86 180H87V179H86ZM261 180H262V179H261ZM99 181H100V178L97 179V181H96V185L99 183ZM151 181H152V180H151ZM170 181H171V184H172V180H170ZM173 181H174V180H173ZM256 181L259 182L260 180H259V179H258V180L256 179ZM29 182H30L29 180H28L27 182H25V185L29 186V185H30V184H28ZM42 182H43V180H42ZM148 182H149V181H148ZM162 182H163V181H162ZM162 182H161V184H162ZM167 182H168V181H167ZM174 182H175V181H174ZM174 182H173V183H174ZM216 182H217V181H216ZM45 183H46V182H45ZM164 183L167 184L165 181H164ZM176 183H177V182H176ZM179 183H180V182H179ZM17 184H18V183H17ZM65 184H66V183H65ZM23 185H24V184H23ZM23 185H22V186H23ZM76 185H77V184H76ZM159 185H160V184H159ZM169 185H170V184H169ZM173 185H174V184H173ZM175 185H176V184H175ZM92 186H93V185H92ZM166 186H167V185H166ZM32 187H31V188H32ZM67 187H68V186H66V188H67ZM69 187H70V186H69ZM76 187H77V186H76ZM174 187H175V186H174ZM13 188H15V187H12V189H13ZM46 188H47V187H46ZM71 188H72V187H71ZM97 188H98V187H97ZM178 188H179V187H178ZM0 189L5 190L6 193H7V192H8V193L11 192L7 187L4 186V184H3L2 182H0ZM25 189H26V188H25ZM32 189H33V188H32ZM14 190H15V189H14ZM17 190H18V189H17ZM29 190H31V189L29 188ZM81 190H82V189H81ZM124 190H125V189H124ZM173 190H174V189H173ZM175 190H176V189H175ZM175 190H174V191H175ZM0 191H1V190H0ZM21 191H22V190H21ZM31 191H32V190H31ZM33 191H34V190H33ZM77 191H78V190H77ZM3 192H4V191H3ZM3 192H2V193H3ZM81 192H82V191H79L80 195H81ZM99 192H101V191H99ZM22 193H23V192H22ZM28 193H29V192H28ZM70 193H71V192H70ZM161 193H162V192H161ZM161 193H160V194H161ZM18 194H19V193H18ZM47 194H48V193H47ZM21 195H22V194H21ZM184 195H185V194H184ZM2 196H3V195H2ZM4 196H5V195H4ZM182 196H183V195H182ZM253 196H255V195H253ZM18 197H19V196H18ZM64 197H67V196L65 195ZM69 197H70V196H69ZM178 197H179V196H178ZM183 197H184V196H183ZM183 197H182V200H181V201H183ZM2 198H4V197H2ZM7 198H9V197L7 196ZM13 198H16V194H15V196H14ZM25 198H27V197H25ZM252 198H253L252 196H251V198L249 197V200H251ZM5 199H6V198H5ZM5 199H4V200H5ZM16 199H18V198H16ZM179 199H180V197H179ZM185 199H186V198H185ZM185 199H184V200H185ZM190 199H191V198H189V200H190ZM1 200H2V199L0 198V204H1V202H3V201H1ZM8 200H9V199H8ZM18 200H19V199H18ZM28 200H29V199H28ZM42 200H43V199H42ZM96 200H97V197H95V198L92 199V201H95V202H96ZM111 200H112V199H111ZM175 200H176V199H175ZM187 200H188V199H187ZM192 200H193V199H192ZM252 200H253V199H252ZM255 200H256V198H255ZM11 201H12V200H11ZM11 201H10V202H11ZM15 201H16V200H15ZM20 201H21V200H20ZM20 201H19V202H20ZM83 201H84V200H83ZM97 201H98V200H97ZM5 202H8V201H5ZM17 202H18V201H17ZM19 202H18V203H19ZM89 202H90V201H89ZM255 202H256V201H255ZM261 202H262V201H261ZM8 203H9V202H8ZM8 203H7V204H8ZM12 203H13V201H12ZM12 203H9V204H10V207H11V204H12ZM15 203H16V202H15ZM24 203H25V202H24ZM80 203H81V202H80ZM87 203H88V202H87ZM185 203H187V201H186ZM16 204H17V203H16ZM19 204H20V203H19ZM84 204H85V203H84ZM110 204H111V203H110ZM172 204H173V203H171V205H172ZM247 204H248V202H247ZM247 204H246V205H247ZM253 204H255V203H253ZM2 205H4V204H2ZM13 205H14V204H13ZM21 205H22V203L20 204V207L22 208L23 206H21ZM249 205H250V204H249ZM5 206H6V204H5ZM8 206H9V205H8ZM15 206H16V205H15ZM17 206H18V205H17ZM86 206H87V205H86ZM262 206H263V205H262ZM18 207H19V206H18ZM171 207H172V206H171ZM176 207H178V206H176ZM233 207H234V206H233ZM247 207H248V205H247ZM25 208H26V207L24 206V208H22V209H24V211H25ZM30 208H31V206H30ZM86 208H87V207H86ZM179 208H181V207H179ZM179 208H177V210H178ZM254 208H255V207H254ZM8 209H9V208H8ZM78 209H79V208H78ZM95 209H96V208H95ZM1 210H2V207H0V212H1ZM6 210H7V209H6ZM9 210H10V209H9ZM181 210H182V209H181ZM235 210H236V209H235ZM3 211H5V210H3ZM12 211H13V210H12ZM99 211H100V210H99ZM166 211H167V210H166ZM169 211H170V209H169ZM175 211H176V210H175ZM175 211H173V212H175ZM178 211H180V210H178ZM5 212H6V211H5ZM15 212H16V211H15ZM2 213H4V212H1V214H2ZM8 213H9L8 211H7V214L5 213V214H6V217H8V216H7ZM10 213H11V211H10ZM25 213H26V212H25ZM70 213H71V212H70ZM70 213H69V214H70ZM168 213L170 214L171 212H168ZM262 213H263V212H262ZM5 214H3L4 217H5ZM165 214H166V213H165ZM169 214H168V215H169ZM175 214H177V212H176ZM182 214H183V213H182ZM172 215H173V214H172ZM172 215H171V216H172ZM177 215H178V214H177ZM184 215H185V214H184ZM94 216H95V215H94ZM173 216H174V215H173ZM232 216H233V215H232ZM234 216H235V215H234ZM1 217H2V215H1ZM6 217H5V218H6ZM70 217H71V216H70ZM87 217H88V216H87ZM96 217H97V216H96ZM175 217H176V216H175ZM177 217H178V216H177ZM185 217H186V216H185ZM188 217H189V216H188ZM2 218H3V217H2ZM2 218H1V220H2ZM191 218H192V217H191ZM194 218H195V217H193V219H194ZM3 219H4V218H3ZM178 219H179V218H178ZM178 219H177V220H178ZM188 219H189V218H188ZM170 220H171V219H170ZM189 220H191V219H189ZM174 221H175V218H174ZM179 221H180V219H179ZM191 221H193V220H191ZM60 223H61V222H60ZM178 223H180V222H177V223L175 222V225H176V224L178 225ZM189 223H190V222H189ZM91 224H92V223H91ZM4 225H5V224H4ZM47 225H48V224H47ZM175 225H174V226H175ZM177 225H176V226H177ZM179 225H180V224H179ZM103 226H104V225H103ZM112 226H113V225H112ZM176 226H175V227H176ZM189 226H190V225H189ZM5 227H6V226H5ZM5 227H4V228H5ZM104 227H105V226H104ZM175 227L173 228V230L176 229ZM2 228H3V227H0V229H2ZM58 228H60V225H59V224H58ZM58 228H57V227L54 228V229L58 230V232H54V233H55V236H56V238H57V240H55L54 242H53V240H51L52 238H50V239L47 238V239H46L47 241L45 240V241H46V245H47V246H45V247H48V248L46 249L48 253H49V250H50V253L53 251V249L55 248V247H54L55 245H54V246H52V245H53L54 243H57V241H59V239L61 238V235H63V234L61 233L60 229H58ZM203 229H204V228H203ZM7 230H8V229H7ZM205 230H207V229H205ZM233 230H234V229H233ZM233 230H231V231H233ZM3 232H4V231H3ZM101 232H103V231H101ZM101 232H100V233H101ZM174 232H175V231H174ZM177 232H179V231H177ZM179 233H180V232H179ZM223 233H224V232H223ZM0 234H1L0 236H2L1 231H0ZM84 235H85V234H84ZM52 237H54V236H52ZM89 237H90V236H89ZM89 237H88V239H89ZM171 237H172V236H171ZM222 237H223V236H222ZM0 239H1V238H0ZM61 239H62V238H61ZM82 239H84V238L82 237ZM173 240H174V239H173ZM83 241L85 242V239H84ZM43 242H44V241H43ZM44 243H45V242H44ZM222 243H223V242H222ZM208 244H209V242H208ZM5 246H6V245H5ZM107 246H108V245H107ZM209 246H210V245H209ZM216 246H217V245H216ZM1 247H2V246H1ZM51 247H52V248H51ZM2 248H3V247H2ZM41 248H42V247H41ZM213 248H214V247H213ZM92 249L94 250V248H92ZM202 249H203V248H202ZM209 249H210V248H209ZM214 249H215V248H214ZM3 250H4V249H3ZM57 251H58V250H57ZM44 252H45V251H44ZM92 252H93V251H91V253H92ZM210 252H211V251H210ZM212 252H213V251H212ZM215 252H216V251H215ZM88 253H90V252H88ZM58 254H59V252H58ZM211 254H212V253H211ZM48 255H49V254H48ZM50 256H51V255H50ZM90 256H91V254H90ZM81 257H82V255H81ZM113 257H114V256H113ZM83 258L85 259L86 257L83 256ZM83 258H82V259H83ZM91 258H92V257H91ZM80 259H81V258H80ZM86 259H87V258H86ZM211 259H212V258H211ZM28 260H29V259H28ZM72 260H74V259H72ZM78 260H79V259H78ZM176 261H177V260H176ZM208 262H209V261H208ZM208 262H207V264H208ZM25 263H26V262H25ZM74 263H75V262H74ZM156 263H157V262H156ZM69 264H71V263H69ZM119 264H120V263H119Z\"/></svg>",
	"mask_w": 264,
	"mask_h": 264
}]
</instances>
